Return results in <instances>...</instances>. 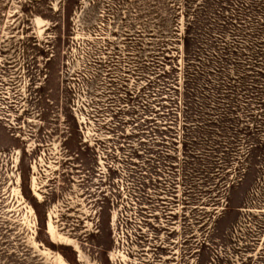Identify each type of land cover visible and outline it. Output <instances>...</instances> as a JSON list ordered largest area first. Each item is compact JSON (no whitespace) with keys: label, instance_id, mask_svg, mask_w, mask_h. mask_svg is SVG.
Instances as JSON below:
<instances>
[{"label":"rangeland","instance_id":"obj_1","mask_svg":"<svg viewBox=\"0 0 264 264\" xmlns=\"http://www.w3.org/2000/svg\"><path fill=\"white\" fill-rule=\"evenodd\" d=\"M0 264H264V0H0Z\"/></svg>","mask_w":264,"mask_h":264}]
</instances>
